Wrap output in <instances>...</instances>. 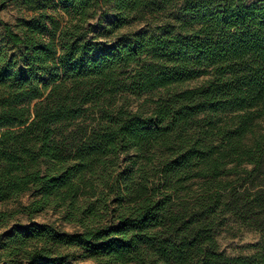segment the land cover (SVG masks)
<instances>
[{"label": "trees", "instance_id": "1", "mask_svg": "<svg viewBox=\"0 0 264 264\" xmlns=\"http://www.w3.org/2000/svg\"><path fill=\"white\" fill-rule=\"evenodd\" d=\"M7 5L30 16L0 22V203L30 193L27 216L79 230L16 223L0 264H264V246L229 257L215 237L225 214L264 235V0ZM104 7L106 34L173 12L101 41L89 22Z\"/></svg>", "mask_w": 264, "mask_h": 264}, {"label": "rangeland", "instance_id": "2", "mask_svg": "<svg viewBox=\"0 0 264 264\" xmlns=\"http://www.w3.org/2000/svg\"><path fill=\"white\" fill-rule=\"evenodd\" d=\"M245 4L256 2L257 0H240ZM157 11V12H156ZM173 10L166 8L165 11L154 7L150 11H145L141 15H137L133 20L124 28L114 31L110 34L103 33L104 29L111 23L114 18V13L109 7L103 9L97 8L96 15L89 22L93 27L92 34H98L101 41H112L118 38L120 35H126L141 30L151 31L160 26L162 22L166 20L168 14H171ZM30 14L15 5H7L5 7L0 6V22L7 24H14L15 21L22 17H29ZM2 30L0 26V42H2ZM104 34V35H101ZM208 77L203 76L199 79L192 81L186 85L188 87H195L201 85ZM129 106L128 110L131 113H135L139 110L140 105L146 100L155 99L154 94L142 95L139 99L128 96ZM150 105V103L148 104ZM264 129V123L261 124ZM113 196L111 197V199ZM110 199V200H111ZM31 201L30 193L5 203H0V214H6V222L0 226L1 235L10 229L14 224H49L54 225L61 231L72 233L78 231L79 227L64 222L59 213L52 210H45L33 217L27 216L22 210ZM108 218V217H107ZM107 221V219H105ZM215 237L222 252L229 257H245L251 256L258 251V247L264 246V235L262 232L255 228L243 225L240 221L231 215L225 214L221 217L220 222L215 229ZM81 264H92L91 261H85Z\"/></svg>", "mask_w": 264, "mask_h": 264}]
</instances>
